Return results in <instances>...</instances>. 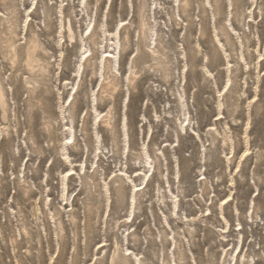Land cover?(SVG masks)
Returning a JSON list of instances; mask_svg holds the SVG:
<instances>
[{
  "label": "rangeland",
  "instance_id": "1",
  "mask_svg": "<svg viewBox=\"0 0 264 264\" xmlns=\"http://www.w3.org/2000/svg\"><path fill=\"white\" fill-rule=\"evenodd\" d=\"M0 93V264H264V0H0Z\"/></svg>",
  "mask_w": 264,
  "mask_h": 264
},
{
  "label": "bare ground",
  "instance_id": "2",
  "mask_svg": "<svg viewBox=\"0 0 264 264\" xmlns=\"http://www.w3.org/2000/svg\"><path fill=\"white\" fill-rule=\"evenodd\" d=\"M30 48H31V47H30ZM35 50H36V49H35ZM31 51H33V50H31ZM31 51H30V52L28 51V52H29V55L27 54V55L29 56V60H31L32 58H34V57L32 56ZM35 52H36V51H35ZM35 52H34V53H35ZM33 55H34V54H33ZM35 57H36V56H35ZM27 61H28V60H27ZM29 66H30V65H29ZM3 100H4V98L2 99V95H1V93H0V101H1L2 103H3Z\"/></svg>",
  "mask_w": 264,
  "mask_h": 264
}]
</instances>
